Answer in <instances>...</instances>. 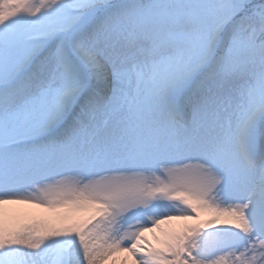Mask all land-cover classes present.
Masks as SVG:
<instances>
[{
    "label": "snow or ice",
    "instance_id": "snow-or-ice-1",
    "mask_svg": "<svg viewBox=\"0 0 264 264\" xmlns=\"http://www.w3.org/2000/svg\"><path fill=\"white\" fill-rule=\"evenodd\" d=\"M0 264H264V0H0Z\"/></svg>",
    "mask_w": 264,
    "mask_h": 264
},
{
    "label": "rangeland",
    "instance_id": "rangeland-1",
    "mask_svg": "<svg viewBox=\"0 0 264 264\" xmlns=\"http://www.w3.org/2000/svg\"><path fill=\"white\" fill-rule=\"evenodd\" d=\"M12 207L19 208L18 205L17 206H12ZM184 224H195V222L194 221H191V220L190 221H186V222L185 221H171L167 225H162V227H164V228H168V227H171V228H180ZM146 236H147V238L150 241L153 239V234H151V233L146 234Z\"/></svg>",
    "mask_w": 264,
    "mask_h": 264
}]
</instances>
